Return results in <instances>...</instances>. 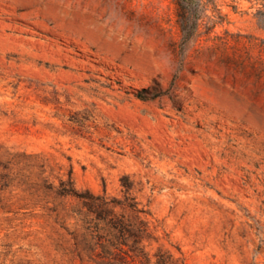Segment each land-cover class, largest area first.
<instances>
[{
    "label": "rangeland",
    "instance_id": "374dc122",
    "mask_svg": "<svg viewBox=\"0 0 264 264\" xmlns=\"http://www.w3.org/2000/svg\"><path fill=\"white\" fill-rule=\"evenodd\" d=\"M189 14L184 44L175 0H0V264H95L62 183L124 177L153 262L264 264V0Z\"/></svg>",
    "mask_w": 264,
    "mask_h": 264
},
{
    "label": "trees",
    "instance_id": "16d2710c",
    "mask_svg": "<svg viewBox=\"0 0 264 264\" xmlns=\"http://www.w3.org/2000/svg\"><path fill=\"white\" fill-rule=\"evenodd\" d=\"M177 4V23L186 44L198 33L201 23L200 17L192 18L191 8L199 10L203 0H175ZM176 80V78L174 79ZM156 91L158 88H156ZM171 90L156 92L154 96H142V100H152L169 96ZM173 97V96H172ZM174 108L183 111V107L176 100ZM68 188L62 183L60 195L75 197L80 201V208L73 210L79 222L81 232L74 234L76 239L75 257L82 262L95 264H186L185 258L177 257L170 251L159 249L153 259L147 251L146 242H159L146 216L149 212L140 208L136 197L131 195L133 183L128 177L122 179L125 189L123 200L110 198L106 195H94L89 191L79 193L69 181ZM178 251L180 248L176 247ZM181 254V252H180ZM182 255V254H181Z\"/></svg>",
    "mask_w": 264,
    "mask_h": 264
}]
</instances>
